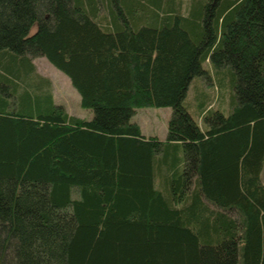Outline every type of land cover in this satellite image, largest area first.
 <instances>
[{"label": "trees", "instance_id": "trees-1", "mask_svg": "<svg viewBox=\"0 0 264 264\" xmlns=\"http://www.w3.org/2000/svg\"><path fill=\"white\" fill-rule=\"evenodd\" d=\"M144 107H172L165 140ZM263 170L264 0H0V264H264Z\"/></svg>", "mask_w": 264, "mask_h": 264}, {"label": "rangeland", "instance_id": "rangeland-1", "mask_svg": "<svg viewBox=\"0 0 264 264\" xmlns=\"http://www.w3.org/2000/svg\"><path fill=\"white\" fill-rule=\"evenodd\" d=\"M37 27L34 28V31ZM36 64L39 71L51 78L53 82V90L56 96V100L62 105L67 112L71 115L90 120L94 116V112L91 109L82 107L81 97L78 91L74 88L70 78L61 70L52 65L46 57H38ZM206 68H210L211 64L206 62ZM225 72L212 73V80L208 82L203 77H197L192 82L185 105L190 111L199 118L200 116V104L212 103L215 108H223L230 101L231 87L229 79L224 77ZM220 78H226V82L221 84ZM220 87V88H219ZM226 100V101H225ZM225 101V102H224ZM172 107H144L138 108L136 114L133 117V121L137 122L142 133L147 136H157L162 140L167 138L168 134V121L172 115ZM264 181V170H263Z\"/></svg>", "mask_w": 264, "mask_h": 264}, {"label": "crops", "instance_id": "crops-1", "mask_svg": "<svg viewBox=\"0 0 264 264\" xmlns=\"http://www.w3.org/2000/svg\"><path fill=\"white\" fill-rule=\"evenodd\" d=\"M37 58H38V57H37ZM37 58L34 59V63H35V65H36V67H37L38 72H39L41 75H43V74L39 71L38 66H37V64H36V59H37ZM43 76H45V75H43ZM45 77H48V76H45ZM48 78H50V77H48ZM50 79H51V78H50ZM54 98H55L56 103L59 104V103L57 102V100H56L55 93H54ZM59 105H64V104L62 103V104H59ZM64 106H65V105H64ZM68 113H69V112H68ZM69 114H70V113H69ZM262 176H263V173H262ZM262 179H263V177H262Z\"/></svg>", "mask_w": 264, "mask_h": 264}]
</instances>
